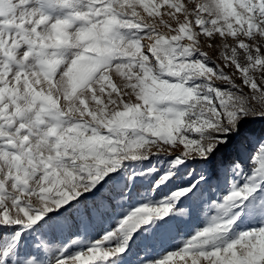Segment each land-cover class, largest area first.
Wrapping results in <instances>:
<instances>
[{"label":"snow or ice","instance_id":"6c2138e0","mask_svg":"<svg viewBox=\"0 0 264 264\" xmlns=\"http://www.w3.org/2000/svg\"><path fill=\"white\" fill-rule=\"evenodd\" d=\"M0 264H264V0H0Z\"/></svg>","mask_w":264,"mask_h":264},{"label":"rangeland","instance_id":"374dc122","mask_svg":"<svg viewBox=\"0 0 264 264\" xmlns=\"http://www.w3.org/2000/svg\"><path fill=\"white\" fill-rule=\"evenodd\" d=\"M214 56L216 55V53H212ZM251 152V147L249 146L246 150H245V156L248 155V153ZM212 184L213 186L215 185V181L213 180L212 181ZM223 189H224V185L221 184L220 186V190L218 193L216 194H221L223 192ZM209 195H213L212 193H209ZM206 219V216L204 217ZM198 226H202V223L200 220L198 219H193L192 222L188 225H186L184 227V229L182 230L184 235H180L178 238L174 235L173 237H169L167 238L162 244H158L156 246V253L154 254H163L165 250H175V247H176V244L174 243V241H182L183 239L187 238V234L189 232H191V230L195 227H198ZM100 230L97 229V233L96 234H99Z\"/></svg>","mask_w":264,"mask_h":264},{"label":"trees","instance_id":"16d2710c","mask_svg":"<svg viewBox=\"0 0 264 264\" xmlns=\"http://www.w3.org/2000/svg\"><path fill=\"white\" fill-rule=\"evenodd\" d=\"M257 129H259V126H257Z\"/></svg>","mask_w":264,"mask_h":264}]
</instances>
